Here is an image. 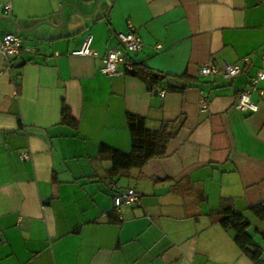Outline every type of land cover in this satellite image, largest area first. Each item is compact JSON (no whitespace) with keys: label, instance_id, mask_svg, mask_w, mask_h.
Here are the masks:
<instances>
[{"label":"crops","instance_id":"obj_1","mask_svg":"<svg viewBox=\"0 0 264 264\" xmlns=\"http://www.w3.org/2000/svg\"><path fill=\"white\" fill-rule=\"evenodd\" d=\"M94 1L10 0L0 10V34L17 32L3 16L34 27L17 32L30 51L8 62L0 54V264H264L211 217L229 198L264 256V219L249 210L264 203V81L250 95L255 112L234 106L264 71V0H99L93 16L69 5L86 15ZM54 13L60 26L38 24ZM128 22L142 41L130 62L198 81L161 95L137 76L101 73ZM87 34L94 54L73 55ZM210 59L244 68L203 76ZM62 104L74 124L61 122ZM127 113L150 128L184 123L164 156L110 175L98 147L130 150ZM127 187L141 207L113 206Z\"/></svg>","mask_w":264,"mask_h":264},{"label":"trees","instance_id":"obj_2","mask_svg":"<svg viewBox=\"0 0 264 264\" xmlns=\"http://www.w3.org/2000/svg\"><path fill=\"white\" fill-rule=\"evenodd\" d=\"M131 66L132 68L125 70V73L141 78L150 90L162 88L164 92L183 93L198 81L186 73L181 75L164 74L133 62H131ZM154 73H158L162 78L155 77ZM60 116L62 123H75L69 108L65 104L61 106ZM126 122L130 133L129 151H120L106 144H100L98 147L100 157L111 161V168L108 170L110 175L128 174L133 168H142L150 159L164 156L169 140L177 134L183 125L184 117L179 116L174 120L162 119L159 121L158 127L150 128L144 116L127 113ZM221 203L219 209L211 214L212 221L219 223L225 230L231 231L234 241L251 260L255 263L264 261L261 247L252 240L247 232L250 227L248 219L234 209L229 198H223ZM249 210L259 218L264 219V203L251 206ZM261 235L264 236V231H261Z\"/></svg>","mask_w":264,"mask_h":264},{"label":"built area","instance_id":"obj_3","mask_svg":"<svg viewBox=\"0 0 264 264\" xmlns=\"http://www.w3.org/2000/svg\"><path fill=\"white\" fill-rule=\"evenodd\" d=\"M0 10L4 14H8L12 10L10 0H6L4 3H0ZM118 45L108 49L104 54V63L100 68L101 73L105 75L121 74L125 70L131 69V62L127 56V52H138L142 48V41L137 33L134 31V27L131 22L127 23V29L125 31H119L116 33ZM91 34H87L81 46L78 49L72 51L73 55H92L94 51L91 47ZM23 51H30V47L25 44V40L16 32H5L0 34V54L8 62L11 58L17 57ZM244 68V61L237 63H228L222 61L220 65L215 64L211 59L199 67V73L203 76H212L218 73L224 75L227 78L237 76L242 72ZM264 81V71H258L249 80L246 88L241 89L236 94L235 108L241 111L255 112L258 105L251 100V92L258 91L262 93V90L257 88V83ZM165 92L161 91V95ZM207 104V98L203 96L201 98V108H205ZM21 157H27L25 151L21 152ZM113 206L120 208L121 206L141 207L142 195L133 187H127L122 189L112 196ZM2 242V234L0 231V243Z\"/></svg>","mask_w":264,"mask_h":264},{"label":"water","instance_id":"obj_4","mask_svg":"<svg viewBox=\"0 0 264 264\" xmlns=\"http://www.w3.org/2000/svg\"><path fill=\"white\" fill-rule=\"evenodd\" d=\"M98 2H99V0H95V1H94V9H93L92 13H90V14H86V15L81 14L75 5H73V4H69V5H70L71 7H73V8L75 9V11H76L79 15H82V16H93L95 9H97V7H98ZM59 15H60V17H61V21L63 22V20H64V15H63V13H62L61 10L59 11ZM2 18H4V19L10 21V22H11V23L17 28V32H22V33H23V32H29V31H31V30L34 28V27H32V28L24 29V28H21L16 22H14V21H13L11 18H9L8 16H3ZM40 23H41V24H47V25H50V26H55V27H56V26H60V24L58 23V18H57V14H56V13H54V14L52 15V18H51L50 21H41V22H39L38 24H40ZM154 76H155V77H158L159 79L162 78V76L159 75L158 73H154Z\"/></svg>","mask_w":264,"mask_h":264}]
</instances>
